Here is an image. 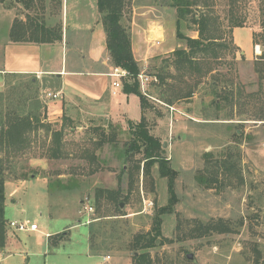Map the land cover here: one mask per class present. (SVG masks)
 <instances>
[{
	"label": "rangeland",
	"instance_id": "obj_1",
	"mask_svg": "<svg viewBox=\"0 0 264 264\" xmlns=\"http://www.w3.org/2000/svg\"><path fill=\"white\" fill-rule=\"evenodd\" d=\"M171 1L131 0L126 17L131 21L138 15L162 20L166 46L184 48L186 43L177 37V11ZM190 10L181 22V32L197 38L198 24L193 17L207 14L208 35L221 38L222 46L215 47L217 58L210 56V64L199 61L200 71L194 75L180 77L175 66L166 65L173 59L172 52L155 56L143 68L148 74L167 76L166 84L175 85L150 86L147 93L153 98L147 97L150 105L145 115L150 132L166 143L163 149L170 165L179 171L175 211L163 216V244L151 248L150 254L154 264H262L264 80L257 67L263 63L264 0H198ZM233 21L243 24L235 34ZM8 22L0 9V64ZM208 68L214 72L207 74ZM30 79L7 74L0 92L16 99ZM9 81L18 86L15 95L7 90ZM38 85L41 117L50 123L45 121L48 109L41 82ZM178 91H193V95L175 100L169 107L163 92L173 96ZM35 92L38 94L34 88L29 93ZM8 107L6 102L0 103V115ZM74 113L67 111L61 121L49 124L53 130L65 124L58 157L50 156L54 147L51 131L43 128L30 134L23 150L9 156L0 152L6 159V219L34 221L39 228L14 234L9 228V237L14 235L20 242L0 252V264H134L135 236L152 231L155 213L169 201L167 178L160 176L158 164L146 175L143 164L139 168L142 154L128 151L131 120L89 119ZM111 135H115V143L108 141ZM227 160L234 164L233 169L220 170L219 163ZM199 175L216 176L218 181L207 186ZM20 180L25 182L17 186ZM14 188L16 194L11 197ZM98 189L116 195L105 193L97 198ZM87 204L93 206L92 212L84 210ZM219 219L234 231L190 235L195 220ZM93 221L106 233L104 255L87 253ZM46 232L54 240L56 235L68 233L53 245ZM188 253L195 255L196 262L187 259Z\"/></svg>",
	"mask_w": 264,
	"mask_h": 264
},
{
	"label": "trees",
	"instance_id": "obj_2",
	"mask_svg": "<svg viewBox=\"0 0 264 264\" xmlns=\"http://www.w3.org/2000/svg\"><path fill=\"white\" fill-rule=\"evenodd\" d=\"M130 1L131 0H98V8L106 32L107 49L112 63L114 66H119L128 70L131 74L129 78L123 80V90L127 94L138 95L143 110V115L139 121H130V132L132 135L128 151L142 154L139 168H142L141 164H143L144 174L149 175L152 171V167L155 164H158L160 176L167 178L168 192L170 195L167 205L160 207L155 213L152 231L147 234L136 235L132 242L134 264H154L150 249L157 244H163L161 239V236L163 235V216L172 214L175 211V205L178 202L176 183L179 171L170 165V159L165 155V150L163 149L164 144L161 142L160 138L150 132L147 125L145 112L150 105L148 100L150 95L148 94V97L141 91L138 81L141 67L138 61H136L132 51L131 19L126 17ZM197 4L198 0H172L170 3V5L175 7L177 11V37L186 43V47L175 49L172 52L173 59L171 60V63L166 65L175 66L176 72L179 73L180 77H185L189 74H197V72L200 71L199 61L204 60L206 64H210V56L212 58H217L215 47L222 46V43L219 42L221 38L210 34L208 35L210 32V18L207 14L194 15L193 17V21L198 24L197 38L187 36L181 32L182 20H186V17L192 13L190 10L191 6ZM232 27H243V24L240 21H233ZM41 29L44 38L40 40L31 39L30 37L24 36L26 28L21 26L19 22H15L11 31V39L14 42H53L55 40L51 38L52 32L50 29L44 25L41 26ZM47 33L49 36H46ZM254 44H257L256 40ZM260 59L263 63L257 67V71L259 72L260 77L264 80V53L261 55ZM212 72H214V69L211 68H208L206 71L207 74ZM9 75L13 77L19 76L16 74ZM154 75L159 79L157 84L161 83L163 86L169 84H166L168 80L167 76L165 77L160 74ZM38 83H40L38 79L32 77L27 83L26 88L20 93V97H17L16 99H11L13 96L5 91L0 92L1 106H3L4 102L9 105L8 112L4 115L3 113L0 115V152H3L4 156H9L23 150L29 143L30 134L42 128L46 129L48 132L51 131V142L54 147L51 150L50 156L58 157V153L61 152V142L65 130V124L62 123L60 128L53 130L49 125L50 123H44V118L41 117L42 106L38 96L41 89ZM6 84L7 90H10L9 92L14 93L15 95L18 86L10 81ZM168 86L171 88L175 87L174 84ZM34 88L38 94L36 92L29 93L33 91ZM192 95L193 91L185 93L178 91L173 96H169L167 93L163 92L162 99L166 104L170 105L169 107H171L175 100L187 99ZM10 100H13L12 103ZM215 102H218L217 99ZM1 112H3V108ZM261 120H264V118ZM115 140V135H111L108 139V141L112 143H115ZM100 144H103V140L100 141ZM4 156H0V252L5 250L10 238L8 227L9 221L5 216L7 196L5 177L6 159ZM219 166L220 170L223 168L231 170L233 169L232 167L234 164L231 160H227L222 161L221 164L219 163ZM198 179L201 183H204L207 186H212L213 183L218 181V177L207 175H199ZM105 193L108 195H116L115 191L98 189L97 198H100ZM93 222L94 223H90L89 254L93 256L104 255L107 250V247L104 245L106 233L103 232L99 225H97L98 223H95L97 221ZM233 231L232 226L223 219L211 220L207 223L195 220L190 235L193 237H201L214 233H232ZM67 233L68 232L56 235V240L52 239L51 236V244H57Z\"/></svg>",
	"mask_w": 264,
	"mask_h": 264
},
{
	"label": "crops",
	"instance_id": "obj_3",
	"mask_svg": "<svg viewBox=\"0 0 264 264\" xmlns=\"http://www.w3.org/2000/svg\"><path fill=\"white\" fill-rule=\"evenodd\" d=\"M0 9L9 21L0 64V87L4 86L7 74L39 79L48 109L45 121L50 123L61 121L67 111L89 119L120 120L123 117L134 122L141 119L143 110L138 95L125 93L123 83L116 94L112 93L115 78L110 73L115 66L107 49L98 0H0ZM140 16L133 17L130 25L132 51L142 70L155 56L173 52L176 47L175 44L166 46L162 20ZM15 22L26 28L25 37L43 39L41 26L44 25L55 40L14 42L11 31ZM156 39L158 43H151ZM256 47L260 46H255L259 54ZM152 85L155 84L148 88ZM48 93L58 94V97H48ZM20 181L17 186L25 182ZM15 194L16 188L9 196ZM45 235L49 239L52 236L48 232ZM9 239L8 246H18V237Z\"/></svg>",
	"mask_w": 264,
	"mask_h": 264
},
{
	"label": "built area",
	"instance_id": "obj_4",
	"mask_svg": "<svg viewBox=\"0 0 264 264\" xmlns=\"http://www.w3.org/2000/svg\"><path fill=\"white\" fill-rule=\"evenodd\" d=\"M257 51L259 47H256ZM110 76L115 78L112 85H113V94L117 93V90L119 88H122V82H123V78H129L131 76L130 72L122 67L119 66H115L112 70V72L110 73ZM138 81L140 84V88L141 91L149 97L148 93H147V88L149 85L151 84H157L159 82V79L156 75L154 74H148L146 73V71L144 69H142L138 75ZM48 97H53V98H57L58 94H51L48 93L47 94ZM47 122V121H46ZM84 210L92 212L94 210L92 205L87 204L86 206H84ZM8 227L10 229H12L13 234L15 232L18 231H37L38 225L36 223H26V222H21V221H17V220H12L8 222ZM14 236V235H11Z\"/></svg>",
	"mask_w": 264,
	"mask_h": 264
},
{
	"label": "water",
	"instance_id": "obj_5",
	"mask_svg": "<svg viewBox=\"0 0 264 264\" xmlns=\"http://www.w3.org/2000/svg\"><path fill=\"white\" fill-rule=\"evenodd\" d=\"M166 146V143H164V147ZM121 207H123V205H121ZM187 259L193 262H196L195 260V255L193 253H188L187 254Z\"/></svg>",
	"mask_w": 264,
	"mask_h": 264
},
{
	"label": "bare ground",
	"instance_id": "obj_6",
	"mask_svg": "<svg viewBox=\"0 0 264 264\" xmlns=\"http://www.w3.org/2000/svg\"><path fill=\"white\" fill-rule=\"evenodd\" d=\"M152 36V35H151ZM259 53H260V48L258 49Z\"/></svg>",
	"mask_w": 264,
	"mask_h": 264
}]
</instances>
